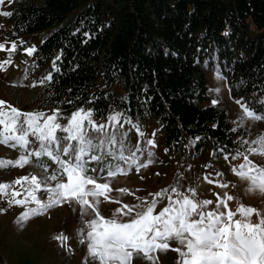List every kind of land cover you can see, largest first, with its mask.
Returning a JSON list of instances; mask_svg holds the SVG:
<instances>
[{
  "label": "trees",
  "instance_id": "16d2710c",
  "mask_svg": "<svg viewBox=\"0 0 264 264\" xmlns=\"http://www.w3.org/2000/svg\"><path fill=\"white\" fill-rule=\"evenodd\" d=\"M8 11L13 36L48 31L35 46L38 63L60 55L30 100L44 108L154 119L174 151L194 137L190 154L234 153L243 136L218 104L204 103L207 69L249 107L264 108V0H12ZM99 80L125 91H105Z\"/></svg>",
  "mask_w": 264,
  "mask_h": 264
},
{
  "label": "snow or ice",
  "instance_id": "6c2138e0",
  "mask_svg": "<svg viewBox=\"0 0 264 264\" xmlns=\"http://www.w3.org/2000/svg\"><path fill=\"white\" fill-rule=\"evenodd\" d=\"M4 2L0 0V5ZM12 15L11 11L0 12V16ZM0 51L8 53V58L0 61V72H3L12 63L11 56L17 51V43L11 42L8 48L5 43H0ZM24 51L31 56L36 47H27ZM59 59L60 55H57L53 60L55 71L59 70L56 67ZM52 78L48 73L39 83L43 85ZM216 78L222 79L219 73ZM66 103L73 102L68 100ZM235 103L242 110L241 126L245 120L264 122V115L257 114L243 99ZM212 104L217 105L218 100H212ZM95 114L93 109L83 107L71 111L70 115H65L59 107L49 113L23 111L0 100V145L21 150L15 160L0 158V170L23 169L27 165L38 169L35 174L0 181V200L26 209L20 213L19 222L43 215L57 205H77L80 227L76 229V235L78 243L86 244L85 264L88 260L92 264H134L135 259H141L145 264H157L158 257L153 254L169 250L177 254L175 264H264V210L239 202L232 210L228 202L237 199L232 195L225 193L226 199L218 195L216 201L202 199L195 187L185 189L180 182L182 177L178 176L175 184L149 193L147 197H137L135 204H121L119 199L110 197L108 194L113 191L110 180L118 174H127L122 164L139 171L153 162L154 154L148 151V162L139 161L140 142L129 146L128 133L121 131L124 128L122 119L132 123L123 113L108 115L106 122L103 118L96 121ZM133 127L139 136H144L138 124ZM145 143L156 147L153 139H147ZM235 143L237 147L231 159L242 158V162L232 166L230 171L246 184L247 193H259L264 197V167L250 159L251 156L264 157V131L254 139L241 137ZM226 147L219 151L223 153ZM224 159L228 160L229 156L225 155ZM49 162H55L58 167L51 168ZM93 162L96 167L89 166ZM224 175L223 172L216 173L221 178ZM101 180L105 182H99ZM204 180L215 183L208 176ZM17 185L21 186L20 191L16 190ZM219 187L228 188L229 184L220 183ZM115 191L121 195H134L128 188ZM22 193L24 198L19 199ZM165 200V206L156 212L157 205ZM105 202L121 204V207L110 209V215L105 217L100 211V204ZM30 203L35 206L29 207ZM3 211L0 208V212ZM53 239L63 245L68 237L61 233Z\"/></svg>",
  "mask_w": 264,
  "mask_h": 264
},
{
  "label": "rangeland",
  "instance_id": "374dc122",
  "mask_svg": "<svg viewBox=\"0 0 264 264\" xmlns=\"http://www.w3.org/2000/svg\"><path fill=\"white\" fill-rule=\"evenodd\" d=\"M9 0H5L0 5V12L8 11ZM48 34V31L36 32L24 36H13L11 34V26L8 17L0 16V43H5V47L11 46V42L17 43V51L12 54V63L7 65L6 71L0 72V100H5L9 104L23 111L39 110L49 113L52 109L31 102L35 98L41 84L39 81L50 73L52 63L48 60L44 63H38L36 56H29L24 49L38 45ZM23 41L24 43H20ZM8 58L6 51H0V61ZM220 75V74H219ZM26 76V79H22ZM217 71L215 68H209L204 72L206 82V105L212 104V100H218V105L224 110L227 120L232 124L239 126L243 132V139H254L258 133L264 131V122L247 121L241 126L239 105L235 103L241 98L234 95L228 88L226 80L217 79ZM35 83V87L29 85ZM99 84L105 91H113L117 94L123 93L125 90L112 82ZM210 89H219V91H210ZM39 99V98H38ZM251 108V107H250ZM257 114L264 115V108H251ZM66 115H70L66 114ZM94 119L98 122L102 119ZM106 122V118L103 119ZM235 121L236 123H233ZM66 123V121H61ZM122 132L128 133L129 146L140 142V152H137L139 161L148 162V151L153 152L152 163L147 168L139 171L135 167L127 169V174H118L110 180V187L113 189L108 195L117 198L121 204H135L138 202L137 197H147L149 193H155L161 188L168 187L176 183L177 177H182L181 184L184 188L195 187L201 194L202 199L216 201L217 196L226 199L225 193L234 196L237 199L229 201V207L235 210L237 203L246 206H255L260 210H264V197L259 193L251 194L245 191L246 184L238 179L230 171L232 166H238L242 162V158L236 160L231 159V154L221 153L215 154L210 151L204 154H190L191 147L195 141L194 137H188L182 145L186 151H174L167 147L160 139L157 131L156 120L150 119L147 123L139 125V131L144 136H139L137 129L133 125L137 123H126L124 120ZM155 133V135H153ZM153 139L156 147L147 145L145 141ZM167 149V151H165ZM32 149L30 148L29 151ZM135 151V149L133 148ZM21 150L11 149L7 146L0 145V158L15 160ZM228 155L229 159L225 160L224 156ZM39 159V158H37ZM47 159V158H45ZM250 159L257 165L264 167V157L251 156ZM51 168L58 165L55 162H49ZM96 167L95 162L89 165ZM38 169L32 165L21 168H9L0 170V181H12L17 177L24 176L29 173L35 174ZM217 172L225 173L224 177L216 176ZM208 176L209 180L215 183H208L204 177ZM66 181V177H65ZM99 182H105L103 180ZM220 183L229 184L228 188L219 187ZM237 185L232 187L231 185ZM128 188L134 195H121L115 189ZM16 190L20 191L21 186L17 185ZM19 199H23L21 194ZM46 198V193H45ZM150 198V197H149ZM103 198H101L102 200ZM167 201H163L157 205L156 212L162 209ZM121 204L105 202L100 204L101 214L105 217L110 215V209L121 207ZM34 207V204H29ZM213 206H209L211 208ZM0 208L4 211L0 212V264H85L86 260V244L78 243L76 229L80 227L79 208L75 204H62L54 206L40 216L31 217L28 221L19 222L20 213L25 211L24 206L8 205L5 200H0ZM75 209V210H74ZM237 218H239L237 216ZM255 220L256 217L254 216ZM63 233L68 240L61 245L60 241L53 239V236ZM175 247V243L172 244ZM158 257L157 264H175L177 254L171 250L167 252H157L153 254ZM87 264H92L90 260ZM134 264H145L141 259H135Z\"/></svg>",
  "mask_w": 264,
  "mask_h": 264
}]
</instances>
